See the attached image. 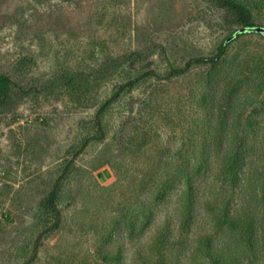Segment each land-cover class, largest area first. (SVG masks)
I'll return each instance as SVG.
<instances>
[{"label":"rangeland","instance_id":"374dc122","mask_svg":"<svg viewBox=\"0 0 264 264\" xmlns=\"http://www.w3.org/2000/svg\"><path fill=\"white\" fill-rule=\"evenodd\" d=\"M252 13L264 27V5ZM224 18L210 0H0V73L21 89L0 104V264H206L198 237L210 223L166 227L185 201L179 188L155 199L146 173L202 147L201 119L233 74L260 84L249 101L264 104V75L239 63L264 57L255 33L216 68L169 76L218 52L237 30ZM57 181L49 231L43 204Z\"/></svg>","mask_w":264,"mask_h":264},{"label":"trees","instance_id":"16d2710c","mask_svg":"<svg viewBox=\"0 0 264 264\" xmlns=\"http://www.w3.org/2000/svg\"><path fill=\"white\" fill-rule=\"evenodd\" d=\"M210 2L224 11L226 27L237 30L228 37L230 40L227 38L220 44L214 56L191 59L184 69L172 70L169 76L182 75L195 66L218 67L225 58L228 45L251 33L234 34L241 28L259 26L254 22L252 10L264 5V0ZM239 63L252 69L254 77L264 75V57L257 52L247 54ZM235 68L238 70L239 66ZM145 76H155V73L148 72ZM145 76L130 81L128 87ZM247 77L233 74L224 82L215 107L210 104L205 123L201 119L205 132L197 145L201 144L202 147L195 146L186 153L173 155V160L184 159V164L174 162L157 166L146 173L153 185L159 186L156 190L154 186L151 189L155 199H165L168 192L179 188L185 201L184 209L176 208L174 213L168 215L166 227L176 221L184 230L186 226L190 229V224H194L200 216L210 223L198 237L206 264H264V133L261 130L264 127V104L257 100L256 95L255 100L249 101L254 93L260 94L261 85L245 86L250 80ZM246 89L252 91L243 98V103L237 102ZM15 90L21 89L9 75L0 73V104H4ZM109 104L110 101L105 106ZM241 105H245V108ZM249 107L253 111L244 115ZM231 110L235 112L228 118ZM225 128L229 132H225ZM58 189L59 181L54 184L43 204L45 211L54 218L49 231L57 230L60 225ZM162 232L159 240L166 242V237L168 239L171 235L167 228ZM37 249L35 247L34 252ZM154 264L181 263L157 260Z\"/></svg>","mask_w":264,"mask_h":264},{"label":"water","instance_id":"95a60500","mask_svg":"<svg viewBox=\"0 0 264 264\" xmlns=\"http://www.w3.org/2000/svg\"><path fill=\"white\" fill-rule=\"evenodd\" d=\"M256 33L259 35H262L264 37V27L261 26H255L250 28H241L239 31H237L234 35H238L239 33ZM231 38H228L230 40Z\"/></svg>","mask_w":264,"mask_h":264}]
</instances>
